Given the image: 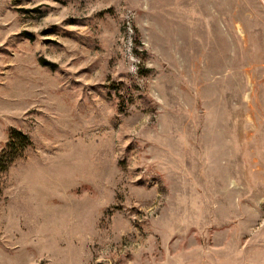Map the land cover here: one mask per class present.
<instances>
[{
    "label": "rangeland",
    "instance_id": "1",
    "mask_svg": "<svg viewBox=\"0 0 264 264\" xmlns=\"http://www.w3.org/2000/svg\"><path fill=\"white\" fill-rule=\"evenodd\" d=\"M4 150L0 264H262L264 0H0Z\"/></svg>",
    "mask_w": 264,
    "mask_h": 264
},
{
    "label": "trees",
    "instance_id": "2",
    "mask_svg": "<svg viewBox=\"0 0 264 264\" xmlns=\"http://www.w3.org/2000/svg\"><path fill=\"white\" fill-rule=\"evenodd\" d=\"M18 139H23L24 143L25 142L29 143V138L26 134H24L20 130H14L11 133L10 143L8 147H14L16 145V140ZM5 159H7L6 162H5ZM13 159H14V156L9 154L7 150H4L3 153L0 155V162L4 163L3 168L1 170L5 171L7 167L10 165V163L13 161Z\"/></svg>",
    "mask_w": 264,
    "mask_h": 264
},
{
    "label": "crops",
    "instance_id": "3",
    "mask_svg": "<svg viewBox=\"0 0 264 264\" xmlns=\"http://www.w3.org/2000/svg\"><path fill=\"white\" fill-rule=\"evenodd\" d=\"M263 227H264V222H262L261 227L259 226V229H258L259 231H261V232H259L260 236H258V238H256L254 241L255 245L257 246V244H258L259 247L261 248L262 253H263L262 260H261L262 264H264V228ZM250 241H252V240H250Z\"/></svg>",
    "mask_w": 264,
    "mask_h": 264
}]
</instances>
